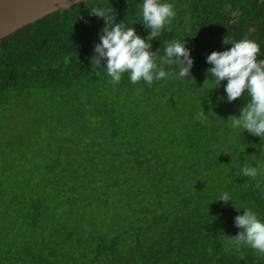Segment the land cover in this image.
<instances>
[{
	"label": "trees",
	"instance_id": "1",
	"mask_svg": "<svg viewBox=\"0 0 264 264\" xmlns=\"http://www.w3.org/2000/svg\"><path fill=\"white\" fill-rule=\"evenodd\" d=\"M142 2L86 0L147 38ZM161 2L176 15L151 43L170 75L151 85L92 68L105 21L83 1L0 42V264H264L212 238L225 192L224 230L240 231L232 219L245 208L264 222V171L241 174L264 166V140L228 119L247 94L227 102L226 80L205 81L224 39L254 40L264 59V0ZM183 39L194 66L181 78L159 57Z\"/></svg>",
	"mask_w": 264,
	"mask_h": 264
},
{
	"label": "clouds",
	"instance_id": "2",
	"mask_svg": "<svg viewBox=\"0 0 264 264\" xmlns=\"http://www.w3.org/2000/svg\"><path fill=\"white\" fill-rule=\"evenodd\" d=\"M85 7L90 9V15L102 18L104 26L99 33V42L94 44V55L90 57L92 68L104 67L111 78L109 83H119L124 73L129 74L133 84L145 81L151 85L155 80L167 78L170 73L163 67H158L154 60L157 51H152L151 41L157 39L166 25H171L176 13L174 6L161 0H143L141 7L143 26L149 29L147 38L137 34L135 28L127 27L122 22H114L110 13L111 8ZM80 3V0H77ZM230 8L231 5H226ZM87 22V21H86ZM230 48L223 51H212L206 57V62L211 65L207 68L206 79L213 82V87L218 88L221 82L224 85L227 102L236 101L247 94L249 99L239 111V117L232 115V129L246 130L249 134L258 136L264 140V59H258L260 45L254 40L243 38L238 41H226ZM161 65H179V77L184 78L191 73L194 59L191 49L186 46L185 39L174 40L166 44L164 55L159 57ZM69 58H64L67 64ZM99 75V72H97ZM211 89V90H212ZM223 99V98H222ZM195 119L206 123L208 117L204 109H201ZM258 170L264 171V166L244 165L241 174L244 177L256 178ZM256 188H261V183H256ZM231 200L225 192L215 201H222L225 205ZM232 201V200H231ZM234 224L240 231L230 235L229 244L239 250L243 246H250L259 254L264 255V222L251 209L245 208L243 214L234 217ZM243 259V257H241Z\"/></svg>",
	"mask_w": 264,
	"mask_h": 264
},
{
	"label": "water",
	"instance_id": "3",
	"mask_svg": "<svg viewBox=\"0 0 264 264\" xmlns=\"http://www.w3.org/2000/svg\"><path fill=\"white\" fill-rule=\"evenodd\" d=\"M74 4L77 0H0V42L21 28Z\"/></svg>",
	"mask_w": 264,
	"mask_h": 264
},
{
	"label": "rangeland",
	"instance_id": "4",
	"mask_svg": "<svg viewBox=\"0 0 264 264\" xmlns=\"http://www.w3.org/2000/svg\"><path fill=\"white\" fill-rule=\"evenodd\" d=\"M0 130L4 131L7 133V128L0 126ZM225 210V205L222 204V213L218 214V217H216L214 219V223L211 226V229L214 230L213 234H212V238L215 242H218L221 246H225L226 248H228V244H229V237H228V233L230 234V230H224L222 228V223H221V218H223V211ZM227 210V209H226ZM229 212V210H228ZM227 219V217H226ZM232 221H234V219H232ZM221 223V224H220ZM229 223L226 225L229 229Z\"/></svg>",
	"mask_w": 264,
	"mask_h": 264
}]
</instances>
